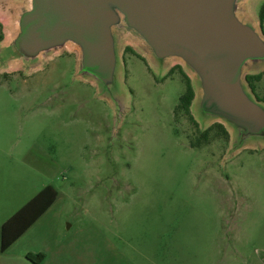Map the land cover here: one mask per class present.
<instances>
[{
	"label": "rangeland",
	"instance_id": "rangeland-1",
	"mask_svg": "<svg viewBox=\"0 0 264 264\" xmlns=\"http://www.w3.org/2000/svg\"><path fill=\"white\" fill-rule=\"evenodd\" d=\"M22 2L0 7V228L46 186L59 195L12 253L39 251L48 264H264V142L229 151L227 125L228 136L193 104L194 121L179 108L190 71L178 60L161 69L132 37L119 41L110 90L78 73L71 50L35 70L6 62ZM263 3L241 10L264 34Z\"/></svg>",
	"mask_w": 264,
	"mask_h": 264
},
{
	"label": "water",
	"instance_id": "water-1",
	"mask_svg": "<svg viewBox=\"0 0 264 264\" xmlns=\"http://www.w3.org/2000/svg\"><path fill=\"white\" fill-rule=\"evenodd\" d=\"M242 1L25 0L14 8L6 62L35 70L71 50L78 73L110 90L123 69L119 41L132 37L161 69L183 63L193 75V109L201 122L227 125L235 136L229 151L237 153L253 148L255 138L264 142V101L246 80L264 70V34ZM15 2L0 0V7Z\"/></svg>",
	"mask_w": 264,
	"mask_h": 264
},
{
	"label": "trees",
	"instance_id": "trees-1",
	"mask_svg": "<svg viewBox=\"0 0 264 264\" xmlns=\"http://www.w3.org/2000/svg\"><path fill=\"white\" fill-rule=\"evenodd\" d=\"M260 23L264 21V4L260 10ZM3 39L2 24L0 23V41ZM186 80L187 91L180 98L179 108L183 109L190 118L194 121L191 115V106L195 97V90L192 85L191 79L183 73ZM261 73L256 75H248L246 80L255 92V81L261 79ZM264 101V100H262ZM196 125H198L196 123ZM216 128L220 129L226 136L228 132L226 128L220 124H214ZM211 129V128H210ZM209 130H206L202 134V138H208ZM199 144H192L193 147L200 146ZM59 195L57 189L52 186H46L36 196H34L26 205H24L19 211H17L11 218H9L0 228V253L5 252L17 239H19L34 223L38 221L46 213V211L55 203ZM27 259L34 264H40L45 259V254H32L27 255Z\"/></svg>",
	"mask_w": 264,
	"mask_h": 264
},
{
	"label": "crops",
	"instance_id": "crops-1",
	"mask_svg": "<svg viewBox=\"0 0 264 264\" xmlns=\"http://www.w3.org/2000/svg\"><path fill=\"white\" fill-rule=\"evenodd\" d=\"M20 238L17 239L5 252L0 253V264H34L27 259V255L29 253L39 254L40 253L39 251H36L37 253H33L34 251H32V250L24 251L23 253L22 252L21 253H12V251L15 249V245L19 242ZM48 259L49 258H47V255H45V259L40 264H48L49 263ZM61 260H63V256L53 257L50 260V264L60 263ZM132 263H134V262L132 261Z\"/></svg>",
	"mask_w": 264,
	"mask_h": 264
},
{
	"label": "flooded vegetation",
	"instance_id": "flooded-vegetation-1",
	"mask_svg": "<svg viewBox=\"0 0 264 264\" xmlns=\"http://www.w3.org/2000/svg\"><path fill=\"white\" fill-rule=\"evenodd\" d=\"M264 4V3H263ZM262 7V6H261ZM261 10V9H260ZM259 20H260V12H259ZM261 22V21H260ZM261 26L263 27L264 26V21H263V23H261ZM263 29H264V27H263Z\"/></svg>",
	"mask_w": 264,
	"mask_h": 264
}]
</instances>
